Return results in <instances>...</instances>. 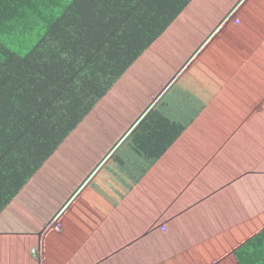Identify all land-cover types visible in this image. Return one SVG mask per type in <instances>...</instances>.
I'll return each instance as SVG.
<instances>
[{
  "label": "rangeland",
  "instance_id": "rangeland-1",
  "mask_svg": "<svg viewBox=\"0 0 264 264\" xmlns=\"http://www.w3.org/2000/svg\"><path fill=\"white\" fill-rule=\"evenodd\" d=\"M64 1L68 0H62ZM238 2L240 5L235 9ZM231 4L236 6H232L233 11L223 22L221 14ZM237 10V16L244 21L243 25L250 27L248 36H255V44L264 43V0H198L179 20L173 32L163 39L160 38L156 47L147 52L144 65L136 71L133 78L120 80L102 103L96 106L93 114L77 129L78 134L71 135L59 148L57 154H62L64 158L47 168L35 181L34 189H31L28 197L22 200L30 203L34 199V203L38 204L36 212L26 214L25 207L14 210L15 215L23 210L24 216H31L29 224L25 225L28 228H37L38 219L43 220L42 215L52 212L53 206H59L60 209L65 204L55 219L58 220V226H61V233L54 232L55 225L52 222L47 225V233L44 232L41 237L50 252L46 264H89L92 259L107 253L128 237L146 228L147 222L143 213L150 205L149 201L153 199V195L162 193L161 190H164L167 183L176 185L172 177L181 175L179 172L165 171L155 164L160 154H166L175 143L170 139L172 128L195 120L192 116L200 111L201 105L196 98L188 96L189 92L202 89L215 91L211 87L214 72L221 75L234 71V67L226 69L223 65L225 60L221 54L224 50L217 54L221 58L215 63L212 54H216L213 50L217 49V37L225 29L218 32L223 27H233ZM236 22L240 23L239 20ZM209 27L217 29H214L211 36L208 33ZM237 32L240 34L241 31ZM43 34L44 27H40L28 39L19 40L15 37L3 45L12 52L24 55ZM243 49L248 47L244 45ZM180 68L184 69L178 76L179 80L177 81V77L167 92H163L151 105V94ZM242 82L243 79H240L234 87H242ZM252 82V87L247 84L251 93L257 89L255 79ZM140 110L145 112L130 128ZM243 116L247 118L244 127L241 123H234L240 133L225 145L222 155L219 154L211 164L210 175L223 180L237 176L243 170L252 169L258 164H261L260 168H264V109L262 112H246L241 107L236 113H225V118L229 119L223 122L205 112L202 119L210 120L216 127L205 130L198 128L200 140L196 146L190 143L187 153H178L175 156L185 155L190 160L172 162L178 163L179 169L191 168L192 153H212L214 145L228 131L230 118L236 117L237 121ZM122 163L125 165L121 167ZM153 173L165 175L167 178L161 179ZM121 179L127 184L121 182ZM248 183H252V180ZM202 188L199 191H187L186 199L191 200L197 194L200 195ZM72 189V195L63 202ZM240 197L239 193L235 195L226 191L220 199L215 195L208 201L212 207H216V204L223 205L217 206L218 210L233 206ZM202 209H198L195 215L188 214L174 228L186 234L194 233L203 221L200 219ZM42 211H45L44 214ZM33 220L36 221L32 222ZM56 237L61 240L55 241ZM162 238V232L158 229L147 235L137 248L128 251L126 255L106 258L97 264L155 263L161 254H166L172 248V245L160 242ZM35 242L34 238H29L27 241L20 240L17 245L23 264H27V261L33 264L34 259L35 263L38 262L41 247ZM31 250H35L37 254L31 253ZM154 250L157 251L152 253ZM70 255L73 256L69 258Z\"/></svg>",
  "mask_w": 264,
  "mask_h": 264
},
{
  "label": "crops",
  "instance_id": "crops-1",
  "mask_svg": "<svg viewBox=\"0 0 264 264\" xmlns=\"http://www.w3.org/2000/svg\"><path fill=\"white\" fill-rule=\"evenodd\" d=\"M197 3L198 0H192L160 38L163 39L167 36V34L172 33L179 20L187 13V10ZM238 3L236 4L237 6L235 4H231L224 10L221 14L223 22L226 19L225 17L233 11V5H235V9H237L238 5H240V2ZM126 7V1L125 4L117 7L111 0H107L99 9V14L102 16L101 19L99 20L97 18L96 21L109 22L115 18H120L124 15ZM237 12L238 10L235 12V16L238 15ZM238 20L240 23L236 22ZM222 21L220 24L223 23ZM236 21L234 20L235 24L232 25L233 27H223L218 32L220 33L223 29H225L220 37H217L218 34L215 36V38H219L215 47L219 50L224 46H241L240 48H243V46L246 45L248 49H244L245 56L240 55L238 57H234L236 60L241 62V66L234 67V71L231 73L226 72L221 75L215 71L211 79V87L215 89V91L202 89L189 92L188 96L190 95L189 97L196 98L198 104L201 105V108L199 109L200 111L195 116H192L195 120L181 123L179 126L172 128L170 132V139L175 143L166 154L161 153L157 158L158 162L155 164L156 166H159L161 169L168 172H179L182 176L174 175L172 179L176 185L172 186L171 183H167L164 186V190H161L162 193L153 195V199L149 201L150 205L143 213L146 219L145 221L147 222L145 229L135 233L131 237H128L122 243L110 249L107 253L92 259L89 264H97L106 258H118L120 255H126L128 251L133 248H137L139 243L147 235L154 233L158 229L162 232L163 236L160 242H163L168 246L172 245V248L171 251H168L166 254H161L160 258L156 260L155 263L152 261L151 264H237L232 251L245 240L264 228V168L259 167L261 164L256 165V167H253L252 169L243 170L237 176L227 177L223 180L222 178L216 179L210 175L211 164L216 160L219 154V156L222 155L223 149L226 148L225 145H227L229 141H231L235 136H238L240 133L238 132L239 128L234 127V123H241V126L244 127L247 118H244L243 116L240 119L238 118L237 121L235 119L236 117L230 118L229 121L231 123L229 124L228 131L223 137L221 136L219 142L214 145L212 153H192L191 168L188 167L185 169V167H182L179 169L177 168L179 164L172 162L181 159L190 160V158L185 155H183V157L175 156L178 153H187V148L190 143L196 146L200 140V131H198V128L205 130L206 128L216 127V124L212 123L210 120L202 119L205 112L211 113V115L214 116V119L217 121L220 119V122H223L229 119L225 118V113H236L239 107L246 110V112L248 110L262 112L264 109V43L261 42V45H258L257 43L259 42H257L255 44V36H248V34H250V27L247 24L243 25L244 21L242 18H239V16H237ZM171 29L172 31L170 32ZM214 29H216V27H209L208 33L210 36L212 35ZM238 30L241 31L240 34L237 32ZM160 38L141 54L135 63L121 75L119 80L110 88L106 95L91 108L89 112L84 111L81 108V111L84 114L83 120L58 146V148L54 150L42 166L35 173L27 175V178L25 179L21 180V178H17L16 182L10 179L11 176L15 175V172L12 169L14 157L13 147L21 146L20 150L24 151L27 146L22 138L24 136L22 132L24 129L27 131V128H39L41 126V122H32L35 118H33L32 114V118L29 120V115L26 111L24 112L26 118H20L17 122L13 121L9 125L0 126V128L9 127V129H6L7 134H5V129L3 132H0V264H23V259L18 254L20 248L17 247V245L20 244V240L27 241L29 238H34L37 245L41 247L38 252V262L35 263L34 259L33 264H46L50 256V252L44 242V238L42 240L41 237L44 232L47 233V225L52 222V224L55 225L54 232L61 233V226H58V220L55 221V219L60 214L65 204L60 209H58L59 206L57 208L53 206L52 212L45 214L44 216L42 215L43 220H39L38 217H35L38 219L39 227L28 228V225L26 226L25 224L30 222L29 217L31 216H24V212L26 214H34L38 204L37 202L34 203V199L30 201V203L23 202L22 200H24L25 197H28L31 193V189H34L37 178L44 173L47 168H51L53 165H56L58 161L64 158L62 154H57L59 148L71 135L73 136L75 133L78 134L77 129L89 115L93 114L96 106L113 91L114 87L120 80L133 78L136 71L144 65L147 58L144 56H146L147 52H149L152 47H156V42H158ZM240 40L244 42L241 43ZM77 44L84 47L88 43L86 39H80L77 42L75 40L74 42H71L65 50V57L71 59L75 63L77 60L91 54V52H88L84 56L80 57ZM240 48L239 52L242 50ZM217 49H214L213 52L215 53L218 51ZM213 57H215V55ZM216 58L219 59V57ZM229 67L232 68L230 65ZM183 69H178L177 72H174L163 85L156 88L155 93L151 94V100H153L151 105L158 99V97L161 96L163 92V94L167 92L168 87L175 81ZM66 77L67 76L60 71H58L57 75L55 73L51 74V78L55 81V83L51 86L55 87L57 83H65L68 80ZM179 78L180 77H178L177 81ZM240 79H243L242 87L235 88L234 86L240 81ZM253 79H255L257 89L251 93L249 92L250 90L248 89L247 84L252 87ZM260 81H262L261 84ZM189 100L190 99H188V102ZM147 103H149V101H147ZM144 112L145 111L142 112V110L139 111V116L134 118V123L130 126V128L133 127ZM187 114L189 115L188 112ZM14 126H18L19 128L16 129ZM20 134L21 136H19ZM18 142H20V145H18ZM4 152L6 154L5 156H3ZM124 165L125 163H122L121 167ZM28 173L29 170L28 172L26 170L22 171L23 175ZM153 174L160 176L161 179L167 178V176L159 173ZM247 180H252V183H248ZM121 182L127 184V182L122 179ZM201 188L202 193H200V195L197 194L191 200L186 199L187 191H199ZM72 191L73 189L66 194V198L63 202L67 201L68 197L72 195ZM157 191L159 190L157 189ZM226 191H231L232 194L235 195L239 193L241 197L237 200L238 203H234L233 206L231 205L228 208H219L218 210L217 206L222 207L223 205L216 204V207H212L209 204L208 200L215 195H217V199H220L222 194ZM24 207V212L21 210L17 215H15V209ZM200 208H203L202 213L200 214L202 216L200 219H203V221L198 225L194 233L186 234L180 232L178 228H174V226L180 224V222H182L188 214L195 215ZM30 210L31 213L29 212ZM42 212L44 214L45 211ZM35 221L36 220H33L32 222ZM23 236L25 237L22 238ZM57 240H61L60 237H56L55 241ZM156 251L157 250H154L152 253ZM31 253L37 254L35 250H31ZM73 255H70L69 258ZM27 264H30V261H27Z\"/></svg>",
  "mask_w": 264,
  "mask_h": 264
},
{
  "label": "trees",
  "instance_id": "trees-1",
  "mask_svg": "<svg viewBox=\"0 0 264 264\" xmlns=\"http://www.w3.org/2000/svg\"><path fill=\"white\" fill-rule=\"evenodd\" d=\"M106 1L0 0V126L26 118V111L29 120L32 114V122H41L39 128L22 132L24 151L21 146L13 147L12 181L27 178L42 166L83 120L81 108L89 112L192 0H111L117 7L126 1L124 15L98 22L99 9ZM40 27L44 34L24 55L3 45L15 37L28 39ZM80 39L88 43L84 47L77 44L80 57L91 54L75 63L65 57V50ZM240 47L219 49L212 54L214 63L224 50V67H240L234 58L245 56ZM58 71L68 80L51 86L55 83L51 74ZM4 129L9 127H1L0 132ZM23 170L29 173L23 175ZM232 254L237 264H264V228Z\"/></svg>",
  "mask_w": 264,
  "mask_h": 264
},
{
  "label": "built area",
  "instance_id": "built-area-1",
  "mask_svg": "<svg viewBox=\"0 0 264 264\" xmlns=\"http://www.w3.org/2000/svg\"><path fill=\"white\" fill-rule=\"evenodd\" d=\"M33 252V251H32Z\"/></svg>",
  "mask_w": 264,
  "mask_h": 264
}]
</instances>
